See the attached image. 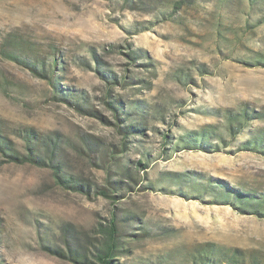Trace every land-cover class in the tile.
I'll return each mask as SVG.
<instances>
[{
	"label": "rangeland",
	"instance_id": "obj_1",
	"mask_svg": "<svg viewBox=\"0 0 264 264\" xmlns=\"http://www.w3.org/2000/svg\"><path fill=\"white\" fill-rule=\"evenodd\" d=\"M263 59L264 0H0V134L44 158L0 152V264L98 263L113 216V264L264 251V216L225 198L264 195Z\"/></svg>",
	"mask_w": 264,
	"mask_h": 264
},
{
	"label": "trees",
	"instance_id": "obj_2",
	"mask_svg": "<svg viewBox=\"0 0 264 264\" xmlns=\"http://www.w3.org/2000/svg\"><path fill=\"white\" fill-rule=\"evenodd\" d=\"M264 60V59H263ZM264 64V61H261ZM44 69V68H43ZM45 71V69H44ZM253 115H256L255 118H262L261 113L257 111H253ZM249 117V113L245 110L244 113H233L228 117L229 124L228 129L229 132L233 135H236L243 131L245 127V122ZM212 125L209 127L211 128ZM204 128L199 133H195L201 137H205L206 135H210V129ZM27 133V140L35 139V134L33 131H25ZM255 134L252 139L248 142L250 144H256L257 139L260 141H264V135ZM34 142V141H33ZM258 144V143H257ZM31 144L28 142L27 145V154H22L17 144L11 142L7 138L3 137L0 134V152L3 156L8 159L5 162H15V163H24L27 161L36 162V161H44V158L41 155L35 153L36 148L30 146ZM249 146V145H247ZM56 156L55 147L52 149V155L50 158L54 162V158ZM58 163H56V167H58ZM58 178L62 180V176L58 175ZM64 179V178H63ZM101 194L104 196H112L106 191L102 190ZM227 202L230 204L237 206L240 210H247V207H252L253 213L258 214L260 216H264V195H259L255 197L251 192L241 190H234L232 195H227L225 197ZM102 239L99 241V246L95 248L93 252L94 257L98 261V263H94L89 259L87 253L81 254V252L69 245V251L71 256L77 260L76 258H81L86 261L88 264H113L114 258L119 255L120 250V227L119 223L116 220V217L113 216L110 223L106 226H103L101 229ZM189 264H264V251L254 250L251 252H247L246 250L240 248H225L221 245L214 242H207L204 244L198 245L195 252H193L188 260Z\"/></svg>",
	"mask_w": 264,
	"mask_h": 264
}]
</instances>
